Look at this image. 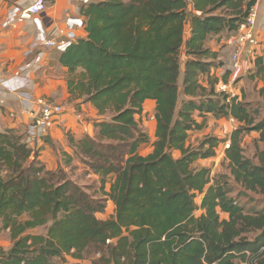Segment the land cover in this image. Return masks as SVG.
I'll use <instances>...</instances> for the list:
<instances>
[{"label": "trees", "instance_id": "16d2710c", "mask_svg": "<svg viewBox=\"0 0 264 264\" xmlns=\"http://www.w3.org/2000/svg\"><path fill=\"white\" fill-rule=\"evenodd\" d=\"M256 2L81 4L87 36L67 46L60 62L69 69L72 97L109 118L95 123L94 137L76 141L70 135L69 141L100 176L104 197L60 175L64 170L46 171L17 130L0 133V231L8 230L13 241L0 251V264H66V256L83 260L93 247L100 257L90 264H264V207L246 209L240 201L250 193L264 197V89L255 105L216 91L218 79L210 73L219 52L207 45L224 31L237 34ZM253 61L255 74L262 75L264 56ZM148 99L156 101V140L153 151L142 156L138 149L150 138L136 116ZM207 114L239 122L226 149L225 178L213 180L210 168L193 166L215 156L223 141L208 136L195 147L187 144L190 131L203 126L196 115ZM251 131L263 145L256 160L242 145ZM108 200L115 203V214L100 219ZM43 226L46 234L32 233ZM251 232L257 233L249 239Z\"/></svg>", "mask_w": 264, "mask_h": 264}, {"label": "crops", "instance_id": "0c3cea01", "mask_svg": "<svg viewBox=\"0 0 264 264\" xmlns=\"http://www.w3.org/2000/svg\"><path fill=\"white\" fill-rule=\"evenodd\" d=\"M87 1L89 0H49L43 13L32 19L18 21L19 10L16 7L23 2L29 4L30 0H0V133L17 130L22 136H27L28 126L38 112L37 102L40 98L61 105L64 111L53 116L49 138H37L29 147L37 152V159L43 163L46 171H70L84 186L85 179L93 177L100 182L101 178L81 161L75 146L69 141V136L76 141L85 136L94 137L95 123L105 117L100 115L91 103L72 97L68 86L69 69L60 62L64 48L59 46L48 48L44 43L52 36L70 42L86 37L85 16L81 14V4ZM255 5L259 11L255 31L260 40L256 53L264 56V0H257ZM11 14L17 22L8 25L7 20ZM232 35V32L224 31L208 41L207 45L219 52V57L220 54H224L221 59L222 71L214 66L210 76L218 79L216 91L220 92L221 84H227V94L237 96L239 101L258 104L262 101L260 91L264 89L262 78L264 72L262 75H256L254 57L246 55L242 59L239 73L233 75L231 55L227 52L229 47L226 46ZM208 79L207 76L202 77V82L207 87ZM231 83L234 85L233 88ZM155 111L156 101L148 99L144 103L142 113L136 116L150 138L149 142L141 144L138 149L142 156H147L154 149L157 130ZM196 119L203 123V126L189 133L187 144L193 147L198 145L195 140L210 132L212 136L220 138L225 135L226 141L229 140L239 123L232 117H217L213 114L196 115ZM216 122L217 128L212 129ZM173 153L175 157L181 155L179 150ZM208 163L209 158H201L196 160L193 166L200 169L208 166ZM114 178V175L108 177L105 190L110 189ZM109 208L114 215L115 203L112 200L107 201L104 213ZM11 241L8 230L0 231V251L11 248L13 245ZM73 260L80 262L72 256H66V264H74Z\"/></svg>", "mask_w": 264, "mask_h": 264}, {"label": "built area", "instance_id": "2783aa9c", "mask_svg": "<svg viewBox=\"0 0 264 264\" xmlns=\"http://www.w3.org/2000/svg\"><path fill=\"white\" fill-rule=\"evenodd\" d=\"M49 0H30L31 3L26 4L23 2L18 5L17 10H19L18 21L25 19H32L37 15L43 13L48 5ZM7 20L8 25H13L17 21L14 18V15ZM259 11L256 5H254L249 12L247 22L242 25V30L233 36L226 44L229 47L231 55V69L234 71H239L242 65V57L247 54L251 57H256L257 46L259 45V38L256 34L255 27L258 21ZM73 42V41H72ZM72 42L65 41L64 39H57L52 36L48 38L44 45L48 48H54L59 46L64 48V50ZM9 90H12L9 88ZM220 92L227 93L228 85L221 84ZM39 109L37 114L34 116V119L30 123L27 129V139L26 143L28 145L34 142L37 138L48 139L50 136V128L53 124V116L55 114H60L64 111V108L61 105H56L50 103L44 98H40L37 102ZM110 242V240H108ZM242 264H250L248 261L242 262Z\"/></svg>", "mask_w": 264, "mask_h": 264}, {"label": "rangeland", "instance_id": "374dc122", "mask_svg": "<svg viewBox=\"0 0 264 264\" xmlns=\"http://www.w3.org/2000/svg\"><path fill=\"white\" fill-rule=\"evenodd\" d=\"M187 27H189V25ZM242 28H243V26L240 28V31L242 30ZM232 34H233L232 37L236 35V33H234V32ZM230 50L231 49H229L227 52H230ZM227 52H226L225 55L228 54ZM246 55L247 54L243 55L242 59ZM257 55L258 54H256V56ZM223 56H224V54H220V57L218 56V58L216 59V67H215L216 69L217 68H220L221 69V67L223 66L222 65V60H221ZM218 66H220V67H218ZM183 68H184V63H182V70H183ZM221 71H222V69H221ZM232 73H233V75H236L237 73H239V71H235L234 70ZM232 81H233V79H232ZM231 87L232 88L234 87V85L232 83H231ZM181 98H183V95L182 94H181ZM263 114H264V110L261 111V116H263ZM105 118H109V115L105 116ZM217 126L218 125H217V122H216V124L213 126L212 129L217 128ZM212 135L213 134H211V132L209 134H204L200 139L195 140V141L199 145V143L204 138H206L208 136H212ZM225 137L226 136L224 135L221 138V139H223V141H221V143L219 144V146L216 148V154H215V156L209 157V163L207 164L208 166H206V167L210 168L211 178L213 180L216 179V178H218V177L225 178L226 175L230 174L229 160L226 157V149L229 147L230 138H229V140L226 141V138ZM258 138H259L258 133L255 132V131H253V132L251 131V132L245 133L243 135L242 144H243L244 154L247 157H250V158L255 159L256 158V153L258 152V149H260V148L263 147L262 144L258 142ZM26 139H27V136L24 135V141ZM60 175H65V178L73 179L74 181L79 180V178L76 175H72V173L70 171L67 172V173L64 172L63 174H60ZM77 182L81 186L83 185V183H81V181L80 182L77 181ZM85 182H86L85 187H87V189L90 188L89 189L90 193H92L93 195H95V197H97L98 199H102L104 197V196L101 195L102 189L99 186V182H97L96 180H94L93 177L88 178V179H85ZM231 185H232V187L235 188L234 194L238 195L239 187L237 185H234L233 183H231ZM239 195H240V193H239ZM249 195H250L249 197H244V196H241L240 195L241 196L240 201H241L242 205H244L246 207V209H249V208H252V207L259 209V208L264 207V197L263 196L258 195V194H254V193H250ZM202 197H203V194H198L197 195V197H196L197 203H200L201 202ZM115 210H116V206H115ZM202 212H203L202 210H198L196 212V215L197 216H200L202 214ZM111 215L112 214H111V209L110 208L105 213L103 212V213H98L97 214L98 218L104 219V220L111 218L113 216V215L112 216ZM221 216H222L223 219H227L228 218V214H226V213H222ZM46 231H47V226H43V227L37 228L36 230H33L32 233L46 234ZM256 233L255 232H251L247 236L249 237V239H251V238H254L255 237ZM8 240H10L9 237H8ZM11 242L13 243V241H11ZM99 257H100V253L98 252V250L96 248L93 247V248H90L89 250H87L85 252L84 259L83 260H80V262L79 261L77 262V261L73 260L74 261L73 263L74 264H76V263L77 264H80V263L90 264V263L94 262L95 260H97Z\"/></svg>", "mask_w": 264, "mask_h": 264}]
</instances>
